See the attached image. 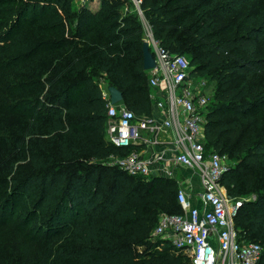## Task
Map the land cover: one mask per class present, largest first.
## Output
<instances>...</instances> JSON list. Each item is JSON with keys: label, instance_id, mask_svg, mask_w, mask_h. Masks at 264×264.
Here are the masks:
<instances>
[{"label": "trees", "instance_id": "16d2710c", "mask_svg": "<svg viewBox=\"0 0 264 264\" xmlns=\"http://www.w3.org/2000/svg\"><path fill=\"white\" fill-rule=\"evenodd\" d=\"M249 1L142 0L141 9L154 38L174 53L190 54L194 73L215 84L207 145L231 162L223 178L229 195L257 197L243 201L236 225L261 244L258 264H264V57H256L264 28L221 38L216 19ZM72 2L0 0V10L14 8L8 17L17 32L14 44L26 58L27 90L37 96L26 103L33 106L29 111H14L29 125L24 137H31V151L16 160L29 161L31 171L20 170L15 185L46 215L50 238L62 241L53 252L59 263L189 264L152 238L161 213H182L177 182L161 176L145 181L108 163L129 151L106 139L107 101L94 77L119 89L136 114H151L143 23L123 13L125 0H103L98 13L84 9L67 34ZM58 6L62 14L48 15Z\"/></svg>", "mask_w": 264, "mask_h": 264}, {"label": "built area", "instance_id": "2783aa9c", "mask_svg": "<svg viewBox=\"0 0 264 264\" xmlns=\"http://www.w3.org/2000/svg\"><path fill=\"white\" fill-rule=\"evenodd\" d=\"M127 1L134 3L144 25L156 66L147 71L149 115H138L122 103L112 104L108 88L103 91L106 139L129 151L124 157H112L115 165L145 181L156 172L177 182L182 213H161L152 238H161L176 253L183 252L189 264H258L263 247L248 240L236 225L243 201L231 197L223 184L228 156L207 145V117L215 85L194 73L187 56L164 48L154 38L142 0ZM179 170L188 172L186 177L178 178ZM193 183L199 186L197 190Z\"/></svg>", "mask_w": 264, "mask_h": 264}, {"label": "rangeland", "instance_id": "374dc122", "mask_svg": "<svg viewBox=\"0 0 264 264\" xmlns=\"http://www.w3.org/2000/svg\"><path fill=\"white\" fill-rule=\"evenodd\" d=\"M102 2L103 0H93L84 3L81 0H73L71 10L75 18L66 28L67 34L74 32L77 17L84 9H88L93 14L98 13ZM126 8L129 9L128 12ZM13 9L4 7L0 10V264H63L54 259L53 255L62 241L59 238H50L45 229L46 215L43 211L36 210L32 200L26 198L24 192L20 191L14 182L16 178L23 177L20 170L25 169L28 173L31 171L29 161L22 163L16 161L19 153L31 151L29 145L31 137H24L29 125L14 111L16 106L25 112L29 111L33 106H26V103L33 102L28 100L37 99V96L32 90H27L29 89L28 78L22 73L26 58L14 44L13 39L17 32L11 30V21H9L13 15ZM51 13L62 14V9L58 6L48 15ZM123 13L136 15L134 3L125 0ZM249 15L251 18L248 19ZM31 18L29 17L28 21ZM216 19L218 28L223 32L221 38L246 34L252 27L262 26L264 28V0L249 1L241 9L226 17L219 15ZM55 21V19H50L48 24L53 25ZM146 38L145 31V41ZM184 54L189 60L192 59L190 54ZM256 57H264V41L260 42ZM94 79L101 88L105 87L104 78L97 76ZM20 89L24 91L14 92ZM214 91L216 92V88ZM40 99L43 100L44 96ZM213 100L214 97L211 98L212 102ZM43 102L45 101L36 102V107L38 108ZM17 139H21L18 145H16ZM42 139L48 140L45 136ZM108 163L115 164V159H110ZM226 163L228 166L231 164L229 159ZM186 174L185 171L179 170L178 178H184ZM256 198L255 194L240 197L242 201ZM153 241H162V239L155 238ZM180 253L185 255L183 252Z\"/></svg>", "mask_w": 264, "mask_h": 264}, {"label": "water", "instance_id": "95a60500", "mask_svg": "<svg viewBox=\"0 0 264 264\" xmlns=\"http://www.w3.org/2000/svg\"><path fill=\"white\" fill-rule=\"evenodd\" d=\"M143 66L145 71H148L156 66V60L153 52L151 51L150 43L148 41H145L143 44ZM108 91L110 93L112 104L124 102V95L119 89L109 86ZM153 177L160 176H158V174L154 172Z\"/></svg>", "mask_w": 264, "mask_h": 264}, {"label": "crops", "instance_id": "0c3cea01", "mask_svg": "<svg viewBox=\"0 0 264 264\" xmlns=\"http://www.w3.org/2000/svg\"><path fill=\"white\" fill-rule=\"evenodd\" d=\"M109 87V85L105 82V87H103L102 88V90L103 91H106L107 90V88ZM123 105H125V103L124 102H121ZM188 173V172H187ZM185 174H186V172H185ZM194 184V188L197 190L198 189V185H197V183H193Z\"/></svg>", "mask_w": 264, "mask_h": 264}]
</instances>
